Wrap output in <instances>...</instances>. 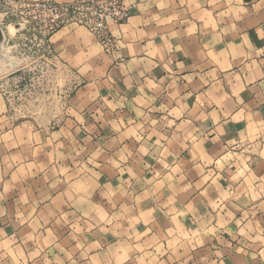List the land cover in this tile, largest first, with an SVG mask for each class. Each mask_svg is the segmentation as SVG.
I'll list each match as a JSON object with an SVG mask.
<instances>
[{"label": "crops", "instance_id": "0c3cea01", "mask_svg": "<svg viewBox=\"0 0 264 264\" xmlns=\"http://www.w3.org/2000/svg\"><path fill=\"white\" fill-rule=\"evenodd\" d=\"M123 2L48 39L60 123L0 94V264H264V0Z\"/></svg>", "mask_w": 264, "mask_h": 264}, {"label": "rangeland", "instance_id": "374dc122", "mask_svg": "<svg viewBox=\"0 0 264 264\" xmlns=\"http://www.w3.org/2000/svg\"><path fill=\"white\" fill-rule=\"evenodd\" d=\"M1 14L0 9L8 43L6 51H0V94L9 114L16 122L29 120L36 127L60 123L71 86L70 73L55 60L42 31L30 25L22 28L13 14Z\"/></svg>", "mask_w": 264, "mask_h": 264}, {"label": "built area", "instance_id": "2783aa9c", "mask_svg": "<svg viewBox=\"0 0 264 264\" xmlns=\"http://www.w3.org/2000/svg\"><path fill=\"white\" fill-rule=\"evenodd\" d=\"M0 8L6 16L13 14L22 28L27 25L38 28L48 39L66 25L82 26L108 53L119 48L110 24L123 23L130 15L123 0H71L65 3L56 0H0Z\"/></svg>", "mask_w": 264, "mask_h": 264}, {"label": "water", "instance_id": "95a60500", "mask_svg": "<svg viewBox=\"0 0 264 264\" xmlns=\"http://www.w3.org/2000/svg\"><path fill=\"white\" fill-rule=\"evenodd\" d=\"M6 40V36H5V32L2 28V26L0 25V51H2L4 49V43Z\"/></svg>", "mask_w": 264, "mask_h": 264}, {"label": "bare ground", "instance_id": "6f19581e", "mask_svg": "<svg viewBox=\"0 0 264 264\" xmlns=\"http://www.w3.org/2000/svg\"><path fill=\"white\" fill-rule=\"evenodd\" d=\"M4 47V46H3ZM4 50V49H3ZM2 52V51H1ZM6 57V56H5ZM2 59V58H1ZM4 59V58H3ZM5 60H6V58H5ZM2 61V60H1ZM4 62H6V61H4ZM14 64V63H13Z\"/></svg>", "mask_w": 264, "mask_h": 264}]
</instances>
